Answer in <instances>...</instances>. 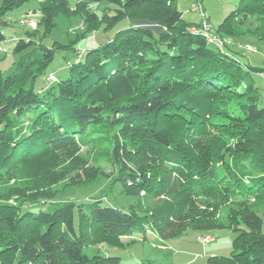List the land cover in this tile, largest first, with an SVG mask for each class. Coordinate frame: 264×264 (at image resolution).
Returning <instances> with one entry per match:
<instances>
[{"label": "trees", "instance_id": "16d2710c", "mask_svg": "<svg viewBox=\"0 0 264 264\" xmlns=\"http://www.w3.org/2000/svg\"><path fill=\"white\" fill-rule=\"evenodd\" d=\"M29 1L3 0L0 8V264H127L98 247L127 245L135 227L161 241L188 229H229L237 234L232 253L210 256L207 264H264V107L249 75L264 67L243 64L227 42L219 48L202 32L190 33L199 24L184 20L176 0H85L74 7L46 0L29 39L2 48L12 39L8 15ZM100 3L109 4L103 17L88 10ZM61 15L86 23L75 42L96 33L103 20L130 26L79 63L70 61L65 80L39 87L56 54L74 50L44 43ZM211 32L225 41L252 35L264 44V0H240ZM9 52L14 60L3 69ZM90 124L111 132L112 173L74 156L79 172L67 187L104 176L111 189L119 184L134 198L128 206L54 203L53 187L64 178L56 173L55 152L75 145ZM50 157L53 167L37 186L2 185L17 167Z\"/></svg>", "mask_w": 264, "mask_h": 264}, {"label": "rangeland", "instance_id": "374dc122", "mask_svg": "<svg viewBox=\"0 0 264 264\" xmlns=\"http://www.w3.org/2000/svg\"><path fill=\"white\" fill-rule=\"evenodd\" d=\"M0 0V8L2 6ZM46 0H30L22 7L11 12L7 17L8 25L6 34L12 37L14 41L3 44L2 48L11 51L18 38L29 39L27 32L37 29L42 14L39 11L41 3ZM77 1L70 0L72 7ZM196 0H176V7L183 12L186 22L198 21L199 16L191 10L192 4ZM240 0H202V5L209 17V24L212 31H216L220 25L231 15L236 9ZM109 4L100 3L97 5H89L88 10L103 17L105 8ZM110 15H115L110 12ZM103 20L101 26L94 34L88 33L85 39L77 42V35L86 30V23L81 17L59 16L56 20L57 27L44 43L51 46L54 42L64 45L73 44L74 50H64L58 52L53 63L47 70L45 76L40 78L38 85L47 86L61 80H65L69 76L71 62L77 61L79 56L87 54V50L101 47L107 43L118 31L129 27L128 20L121 21L117 25L108 27V23ZM195 24V23H193ZM252 25V24H248ZM254 25V22H253ZM243 30L235 31V35H242ZM245 35V34H244ZM228 45L233 52H236L240 61L252 67H264V44L252 35H245L241 39L228 37ZM247 46L253 48L254 51H248ZM212 48H216L214 45ZM4 51L0 50V58L4 56ZM86 56V55H85ZM14 57L12 53L7 54L6 60L3 62L2 68L5 69L11 65ZM69 61V62H68ZM248 70V69H247ZM250 77L258 88L260 95V107H264V73H257L249 70ZM50 78V79H49ZM52 82V83H51ZM56 84V83H55ZM111 132H106L103 125H88L84 134L76 136V144L72 147L55 152L58 157L57 167L59 172L63 173V179L56 182L53 189L56 191L54 203L61 204L63 202L72 201L77 203H90L95 200H101L104 206H128L134 202V198L126 196L122 193V187L116 184L112 189L109 187L110 180L101 176L98 181L93 184L82 187H67L69 178H75L79 169L72 165L71 159L79 156L84 164L88 167L98 168L105 175L112 173L111 156ZM52 157L39 163H30V165L19 166L4 177L2 185L10 189L22 188L29 189L37 186L38 176L44 175L53 167ZM229 207L224 206L221 209L222 219H226V213ZM264 231V226H263ZM236 233L229 229L213 230L209 232H199L188 229L182 235L161 241L158 235L152 234L147 230L143 231L139 227H135L129 236L124 238V243H128L123 247H111L108 245L99 246L100 253L103 256H117L122 259L123 263L133 264L143 261H152L154 264H207V259L213 255L228 256L234 249V240ZM146 237L144 241L143 237Z\"/></svg>", "mask_w": 264, "mask_h": 264}, {"label": "built area", "instance_id": "2783aa9c", "mask_svg": "<svg viewBox=\"0 0 264 264\" xmlns=\"http://www.w3.org/2000/svg\"><path fill=\"white\" fill-rule=\"evenodd\" d=\"M81 1H85V0H81ZM221 1H223V0H221ZM191 10L199 16L200 23H199V26H191L189 28L190 33L197 35V34L202 32L209 42L214 43L219 48L223 47L224 43H226V42L230 43L227 40L225 41V40H223V39L212 34V32H211L212 28L209 24V19H208V16L206 14V11L202 5V0H196L191 6ZM10 41H14V40L9 39V40H7V43ZM0 50L3 51V49H0ZM247 50L248 51H254L253 48L250 46H247ZM85 55L86 54L79 56L76 63H79L85 57Z\"/></svg>", "mask_w": 264, "mask_h": 264}, {"label": "crops", "instance_id": "0c3cea01", "mask_svg": "<svg viewBox=\"0 0 264 264\" xmlns=\"http://www.w3.org/2000/svg\"><path fill=\"white\" fill-rule=\"evenodd\" d=\"M182 13H183V12H182ZM208 19H209V17H208ZM197 22H198V21H194V22H190V23H197ZM199 23H200V22H199ZM199 23H198V24H199Z\"/></svg>", "mask_w": 264, "mask_h": 264}]
</instances>
